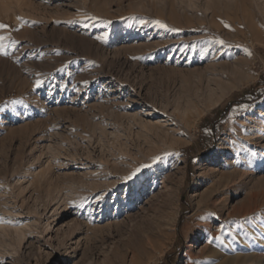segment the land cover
Wrapping results in <instances>:
<instances>
[{
	"label": "rangeland",
	"instance_id": "rangeland-1",
	"mask_svg": "<svg viewBox=\"0 0 264 264\" xmlns=\"http://www.w3.org/2000/svg\"><path fill=\"white\" fill-rule=\"evenodd\" d=\"M235 5L251 26L244 34H235L232 10L220 11ZM0 24L9 26L0 35L17 41L0 56V264H264V165L252 167L264 157V0H0ZM226 31L233 47L215 43L227 40ZM182 46L199 53L213 46L211 55L224 47L228 55L213 61L240 64L252 80L219 106L200 104V115L182 119L174 96L160 97L154 79ZM36 79L42 87L34 88ZM243 104L246 114L231 111ZM134 119L159 136L137 143ZM120 133L133 145L129 160L149 156L151 147L162 157L149 164L157 183L140 189L134 218L153 205L154 188V203L168 195L163 232L134 245V262L132 253L113 256L121 238L115 220L94 224L111 230L105 240L85 223L88 212L98 214L93 197L104 191L93 184L108 182L99 175L120 157L113 150ZM145 172L143 180L152 178ZM128 187L134 191V183ZM133 222L126 219L123 231ZM217 235L222 242H206Z\"/></svg>",
	"mask_w": 264,
	"mask_h": 264
},
{
	"label": "bare ground",
	"instance_id": "bare-ground-1",
	"mask_svg": "<svg viewBox=\"0 0 264 264\" xmlns=\"http://www.w3.org/2000/svg\"><path fill=\"white\" fill-rule=\"evenodd\" d=\"M240 9L241 7L236 5L233 6V8L229 6H223L220 9V11H223L225 14L233 11V14L230 13V16L228 14L227 16L234 17L233 24L235 25V31H234L235 34L236 33L244 34L245 28L247 29L251 27L250 24H248V22L246 21L247 17L243 16L244 14L242 15L243 19H241V17L239 16L241 13ZM187 26L189 27V25ZM217 29L218 27L213 28V30L216 32L214 34L218 36L219 29L218 30ZM223 34H227V40L225 41V45L227 46L231 45L234 42V41L232 42L231 40L232 33L230 31L229 32L226 31ZM202 38L199 37L197 40ZM169 47H170L169 45L166 46V48ZM210 48L212 49L213 46L204 47L202 48V52L199 53L200 47L194 49V48H188L187 46L186 47L182 46L180 51L176 52L173 55V57L169 58V61L165 63L166 67L158 70L155 78L153 77L157 85L156 88L157 87L162 88L161 92L158 93L160 97L171 98V96H174V103L181 112L180 114H177V116L178 117L181 116L182 119L187 120L197 113L200 115L201 113L199 110L200 104L208 102L206 105V108L208 109H212L219 106L222 103V101L229 95L230 91L252 80L250 77L245 76L243 74V69L241 66H239L240 64L233 65L231 63H227V64L225 63L220 65L217 62L213 61V60L215 61L219 60L228 55V52L227 50H224V47L218 48L215 54L213 55H211L212 52ZM204 63H206L205 66ZM224 79H232L234 85L224 87ZM171 89L174 91V95L171 94L170 92ZM261 114H264V111H262ZM120 117L121 116L118 114L115 115V118L117 119ZM262 123L263 122H260L259 125L264 127V123L263 124ZM132 124L134 126H137L138 124L140 127L138 132L139 137L137 140L134 139L135 141H137V143L140 141L142 137H144L145 139H149V137L150 138H154L156 136L158 137L160 134V132L156 130V127L147 124L142 119H134L132 121ZM152 131H154V133ZM123 135L124 134L120 133L116 136L115 140L117 141V143L115 145V149H113L114 151H116L115 154L119 155L120 157L117 160H115L114 162L115 164L111 165V170L107 169L108 174L106 173L99 175L101 178H105L106 180H108V182H106L105 180L106 183L104 184H98V183L93 184L94 190L99 188L104 191V193L102 194L103 198L97 200L98 206L100 205L99 211L97 212L98 214H96L95 210L94 211L91 210V212H88L90 219L85 221V223L88 230L93 229V231L96 232V238H99L100 240H105L106 238L112 235L111 230L109 228L105 230V227H101V226L96 227V225L94 224H98L102 217H105V220L110 222L115 220L114 222L115 225L114 224L113 225L116 227V232L120 234L121 238L119 240L120 242L112 250L113 256L115 259L118 258L119 260L122 261V259L125 258L126 255L132 253V262H134V259L138 257V253H139L138 250H136L137 248L134 247V245L137 243L142 245L144 243L152 242L153 236H155L158 231L163 232V227L165 225L163 219L167 213L166 202L168 200V195L166 194L163 197L162 201L161 202L159 201L160 203L157 202L154 203L156 201L155 197L157 196V192L160 190L159 188H154V190L149 195L150 198L148 199L147 197V200L149 201L146 200L148 202L147 204H149V202H152L153 205L150 206L147 210L145 209L146 210L145 212L139 213V215L134 218V215L132 214V210L134 211L135 209H137L138 204H141L144 201V200L141 201L142 193L140 192V189L142 187L144 188L147 187L152 179H153V184L151 185L149 184L148 187H152L157 183L156 179L159 172L157 169L156 170L150 169L151 166H149V164L153 162L155 157H159L157 156L158 148L151 147L149 156L146 155L145 153L143 155L138 154L133 156V160H129L126 156L132 155L131 146L133 145L131 142L130 143L124 142L123 139L121 138ZM134 140H132V142ZM140 145L142 144L139 143V146ZM143 165H148V167L142 168L141 166ZM153 165H155V163ZM263 165H264V157H261L257 160L256 164H252V167L254 170V167L260 168ZM137 168H141V171H139L136 174V176L133 177L132 179H126L133 172H135ZM145 170H149L150 171L149 173L152 174V178H150L149 180H143V175L145 176L146 174ZM118 172L122 173L121 176L118 179L110 181V178L112 177L111 176L112 173H118ZM132 183H134V187H133L134 191L130 192L128 185ZM122 188L123 191L125 192L124 195L119 194ZM113 192H115V195L113 197H110V194ZM135 194L136 196H134ZM135 198L137 199L135 200ZM112 205H116L117 207L115 206V208H118V210H116L115 212L112 211L110 209L112 208L111 207ZM143 207L144 206H142L141 208ZM61 214H63V212L57 214L56 218L59 219L61 218V216L63 217L65 216L64 214L63 215ZM122 214H125L124 215L125 218L123 219H121ZM170 215H171V220L172 219L174 220V217L176 216L175 213L173 212ZM126 219L135 220V222H133V224H129V229L126 232H124L123 223H126ZM84 220L86 219L84 218ZM82 221L80 222L81 225H82ZM88 222L91 223L92 225L88 224ZM125 226H127V224ZM0 227L2 226L0 225ZM1 230L7 231L6 228L5 229L2 228ZM18 230L19 228H16L15 231ZM32 233H33L32 230L23 232L21 233L22 234L21 238L18 240L21 243L27 237V235H30ZM73 233L74 232H70V236ZM124 234L126 235L123 236ZM30 237L32 236H28V238ZM0 256H5V255L0 253Z\"/></svg>",
	"mask_w": 264,
	"mask_h": 264
},
{
	"label": "snow or ice",
	"instance_id": "snow-or-ice-1",
	"mask_svg": "<svg viewBox=\"0 0 264 264\" xmlns=\"http://www.w3.org/2000/svg\"><path fill=\"white\" fill-rule=\"evenodd\" d=\"M18 20H21L23 18L18 17ZM88 19H92V20H96V17H88ZM141 24L146 23L145 21L141 20L140 21ZM153 25H155L156 27H159L161 29H167L168 26L166 24H164L163 22L159 21V20H155L151 22ZM226 27H230V25H225ZM9 26L5 25V24H0V29H7ZM85 27H87V25H85ZM175 31V30H174ZM215 43L219 44V45H224L225 41L222 39H217L215 41ZM17 46V41L13 40L10 36H3L0 35V56H4V57H8L10 55L9 49H15ZM250 55V53H249ZM63 70V69H61ZM43 81L41 79H36L35 80V84H34V88H40L43 86ZM85 84H87V82H84ZM13 103H17L16 101H13ZM249 106L247 104H243V105H237L235 107L232 108V112L234 113H239V112H243V113H247ZM206 131H211V130H206ZM246 131V130H245ZM252 155H255V153H252ZM160 159H162V157H155L153 162H157ZM143 167H148V165H143L141 166ZM141 171V168H137L135 172H133L129 177H127L126 179H132L133 177L136 176V174ZM94 199L98 198V199H102L103 196L101 194H96L94 197ZM80 207H83V204L80 205ZM0 222H3V218H0ZM216 228L219 232L223 233L225 231V228L223 225H216ZM214 241H220L222 242V237L220 235H217L215 237H211L206 239L207 243H213Z\"/></svg>",
	"mask_w": 264,
	"mask_h": 264
}]
</instances>
